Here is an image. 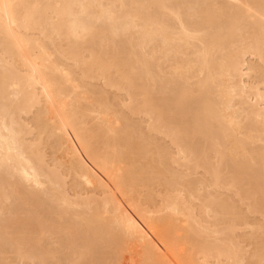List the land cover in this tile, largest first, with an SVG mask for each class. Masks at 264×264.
Listing matches in <instances>:
<instances>
[{"label":"bare ground","instance_id":"obj_1","mask_svg":"<svg viewBox=\"0 0 264 264\" xmlns=\"http://www.w3.org/2000/svg\"><path fill=\"white\" fill-rule=\"evenodd\" d=\"M0 264H264V0H0Z\"/></svg>","mask_w":264,"mask_h":264}]
</instances>
